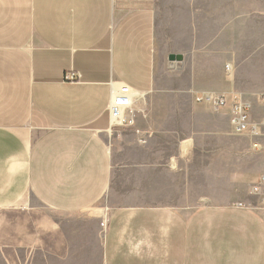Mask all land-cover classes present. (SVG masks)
Segmentation results:
<instances>
[{
  "label": "crops",
  "instance_id": "1",
  "mask_svg": "<svg viewBox=\"0 0 264 264\" xmlns=\"http://www.w3.org/2000/svg\"><path fill=\"white\" fill-rule=\"evenodd\" d=\"M155 1L0 0V264H264V170L194 203L245 169L231 107L264 92V0H165L164 21Z\"/></svg>",
  "mask_w": 264,
  "mask_h": 264
},
{
  "label": "built area",
  "instance_id": "2",
  "mask_svg": "<svg viewBox=\"0 0 264 264\" xmlns=\"http://www.w3.org/2000/svg\"><path fill=\"white\" fill-rule=\"evenodd\" d=\"M225 69L230 72V66L226 65ZM67 79L74 80V74L66 76ZM133 90L126 84H119L118 86L111 85V93L108 103V116H109V130L123 131V137L129 136L125 130L131 127L135 121L136 111L132 106ZM197 102H208L211 104L214 110L218 111L223 107L227 100L222 94H216L212 92H201L195 96ZM257 103L264 107V93H260L257 96ZM252 104L243 99H235L231 107L230 125L235 133L246 132L255 138L252 146L258 148L260 142L258 137L262 136L264 129V113L260 116L253 118ZM264 181V176H262ZM252 192L258 193L259 187L253 186ZM238 205H241L240 203ZM106 221L103 219L100 221V227L104 228Z\"/></svg>",
  "mask_w": 264,
  "mask_h": 264
},
{
  "label": "rangeland",
  "instance_id": "3",
  "mask_svg": "<svg viewBox=\"0 0 264 264\" xmlns=\"http://www.w3.org/2000/svg\"><path fill=\"white\" fill-rule=\"evenodd\" d=\"M156 5H159V11L162 12V15L159 17L160 21H164L167 17L164 15V12L162 11L164 8L162 5L165 3V0H156ZM226 66V65H225ZM226 70V69H225ZM231 72V71H230ZM230 72L226 71V74L229 75ZM180 92H191V88L189 87L188 89H184L183 91ZM194 95L197 93L191 92ZM200 93V92H199ZM207 93V92H204ZM214 93V92H212ZM261 92H258L256 94L250 95L247 98H243V100H247L252 104V117L256 118L260 116L262 113H264V107L261 106V104L257 103V96ZM264 93V92H262ZM196 96V95H195ZM195 99V98H194ZM183 100L184 103L187 102L188 97L186 93L183 95ZM196 101V100H195ZM197 102V101H196ZM202 104H206L211 106L208 102H198ZM212 107V106H211ZM213 109V107H212ZM214 110V109H213ZM217 112L216 110H214ZM231 126V125H230ZM262 136L256 138L260 142V146L258 148H254L252 146V143L254 142L255 138L249 135L246 132L242 133H235L231 127V135L232 137L236 138V141L232 140V145L236 142V144H241V151L243 149V144H246V166L245 169L239 170V162L238 158H236L235 164L232 163V172L235 170L236 174H233L231 178L228 177H222V178H216L220 182V189L211 192V193H199V194H194V203H219V202H225L226 197L228 196V188L225 186L229 182H231L230 186H238V185H245V186H251L253 184V180L255 177L258 175V173H261L264 170V129ZM241 167H242V160H241ZM235 168V169H234ZM27 209H24V215L28 211L33 212L35 216H45L49 215L50 212H48L47 209L43 208L41 205L37 204L36 199L33 196H28L26 199V202L24 204ZM105 199L101 198L95 205V207H102L105 208ZM29 207V210H28Z\"/></svg>",
  "mask_w": 264,
  "mask_h": 264
},
{
  "label": "water",
  "instance_id": "4",
  "mask_svg": "<svg viewBox=\"0 0 264 264\" xmlns=\"http://www.w3.org/2000/svg\"><path fill=\"white\" fill-rule=\"evenodd\" d=\"M168 59L171 60V61H174V60H181L182 57L180 55H178V54H170L168 56Z\"/></svg>",
  "mask_w": 264,
  "mask_h": 264
},
{
  "label": "bare ground",
  "instance_id": "5",
  "mask_svg": "<svg viewBox=\"0 0 264 264\" xmlns=\"http://www.w3.org/2000/svg\"><path fill=\"white\" fill-rule=\"evenodd\" d=\"M114 86H116V85H114Z\"/></svg>",
  "mask_w": 264,
  "mask_h": 264
}]
</instances>
